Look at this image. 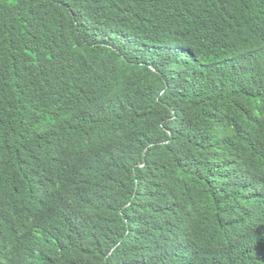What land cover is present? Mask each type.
Segmentation results:
<instances>
[{
	"label": "trees",
	"instance_id": "trees-1",
	"mask_svg": "<svg viewBox=\"0 0 264 264\" xmlns=\"http://www.w3.org/2000/svg\"><path fill=\"white\" fill-rule=\"evenodd\" d=\"M0 264H264V0H0Z\"/></svg>",
	"mask_w": 264,
	"mask_h": 264
}]
</instances>
